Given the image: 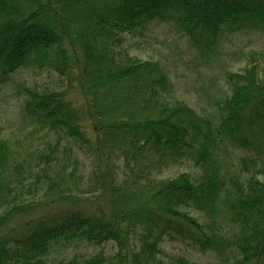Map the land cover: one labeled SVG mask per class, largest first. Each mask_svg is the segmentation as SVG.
<instances>
[{
    "label": "trees",
    "instance_id": "1",
    "mask_svg": "<svg viewBox=\"0 0 264 264\" xmlns=\"http://www.w3.org/2000/svg\"><path fill=\"white\" fill-rule=\"evenodd\" d=\"M159 21L207 56L228 36H264V0H0V88L21 67H48L84 101L17 86L27 135L48 149H28L18 169L0 128V264H198L164 261L165 239L264 262V52L222 69V97L200 112L177 97L165 63L123 45ZM226 143L244 154L237 170L220 160ZM185 162L197 177H160ZM75 237L113 250L52 255Z\"/></svg>",
    "mask_w": 264,
    "mask_h": 264
},
{
    "label": "rangeland",
    "instance_id": "2",
    "mask_svg": "<svg viewBox=\"0 0 264 264\" xmlns=\"http://www.w3.org/2000/svg\"><path fill=\"white\" fill-rule=\"evenodd\" d=\"M82 30L86 32L85 28ZM183 34V30H180L171 21L153 22L143 36L128 37L123 45L131 56L140 59L160 60L165 63L175 84L177 97L197 111H211V101L222 97L221 94L226 86L222 69L239 71L249 63L251 55L254 56L258 53L259 62L263 61L260 52H264V36L260 34L243 32L228 36L218 52L207 54V56L199 54L191 44L185 41ZM48 58L51 61V57ZM74 64L71 63L69 66L73 67ZM18 85L30 87L40 93L50 90L66 91L69 99L80 106H83L84 101L71 76L64 79L62 74L48 67H21L9 77L6 84L1 86V132L8 139L13 156L18 159V169H26L28 160L32 157L29 155L28 149L35 150V152H46L48 148L44 138H39L41 133H36L31 138L27 135L29 129L24 128L19 116L20 98L24 92L17 89ZM86 128L87 133L91 135L90 121H87ZM243 155L241 150L228 143L219 152L220 160L230 170L240 168V158ZM181 172H190L193 177L199 175L197 167L193 166L191 162H185L165 169L160 177H174ZM250 173H243L244 183L251 177ZM256 177L264 179V174H258ZM189 212L200 221H206L203 213L195 210ZM65 245H55L52 255L59 258L70 257L76 253L91 255L100 250L110 253L113 250L111 241L96 245L84 238L77 237L69 240L68 245ZM161 248L163 251L161 257L164 261H173L176 257L182 256L198 264H237L231 255L223 256L220 259L213 250L202 251L182 241L165 239ZM254 264H264V262Z\"/></svg>",
    "mask_w": 264,
    "mask_h": 264
}]
</instances>
